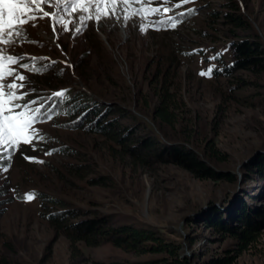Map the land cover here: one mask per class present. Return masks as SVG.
<instances>
[{
  "label": "rangeland",
  "instance_id": "374dc122",
  "mask_svg": "<svg viewBox=\"0 0 264 264\" xmlns=\"http://www.w3.org/2000/svg\"><path fill=\"white\" fill-rule=\"evenodd\" d=\"M227 2L191 0L179 8L174 7L179 0H170L167 5L118 4L115 11L120 19L113 15L99 24L89 20L75 37L71 22L75 18V25L80 26L78 17L85 13L70 8L64 14L69 30L60 27L59 39L54 38L51 17L37 19L35 27L31 21L24 25L28 40H17L5 55L25 56L20 63L30 67V57H48L35 62L42 66L53 60L56 63L42 74L19 64L6 65V82L16 74L27 78V88L19 91L30 94L17 102L47 98L67 89L69 102L97 100L112 107L108 118H114L116 126L114 134H101L89 130L85 122L74 125L61 111L35 125L48 141L36 143L35 151L32 144H22L12 156L9 170L0 169V264L145 263L159 256L135 255L110 242L87 245L70 241L46 218L47 213L63 208L77 210L72 220L109 216L114 224L161 229L182 242V250L194 264L235 247L233 238L211 230L197 215L200 207L207 209L211 202L221 203L228 194L240 190L246 182L245 165L264 148V72L199 75L211 67L209 57L225 53L230 40V24L223 16L229 9ZM239 4L264 41V0H239ZM28 7L25 16L42 15L31 11L36 5ZM40 7L55 11L54 5ZM89 7L94 13L96 5ZM140 7L159 8V13H141L134 17V23L123 22L126 10L130 14ZM164 7L173 11L165 13ZM190 8L195 13L188 15ZM178 12L186 15L176 29L157 31L147 25L142 33L137 26ZM10 32L14 27L5 25V40ZM193 50H197L195 54ZM11 68L16 72L7 77ZM61 69L63 75H57ZM162 97L169 122L160 121L153 112ZM151 137L188 145L218 169L238 176V183L200 179L168 162L164 155L147 153L143 141ZM209 144L223 160L210 156ZM52 149L59 151L45 155ZM3 154L7 156L6 151ZM29 192L40 195L31 201L20 198ZM256 203L264 206V199ZM191 217L197 222L189 224ZM232 264H264V227Z\"/></svg>",
  "mask_w": 264,
  "mask_h": 264
},
{
  "label": "trees",
  "instance_id": "16d2710c",
  "mask_svg": "<svg viewBox=\"0 0 264 264\" xmlns=\"http://www.w3.org/2000/svg\"><path fill=\"white\" fill-rule=\"evenodd\" d=\"M227 6L229 9L223 11V16L225 22L230 24V40L225 47V53L222 54L219 51L218 53L221 55L212 61L211 66H215L213 71L222 75H230L238 70L251 73L264 72V41L262 36L255 31L252 23L241 11L239 0H229ZM215 55L213 54V56ZM223 55L230 59H224ZM35 64L38 67L42 66L40 63ZM58 100L57 97L53 99V101ZM53 101H50L45 107H52ZM69 101L70 99L59 104L57 111L64 113L66 109L68 112L66 116L72 119L74 125L79 126L85 122V126L91 131H97L101 134H114L112 132L116 123L113 122L114 118H108L113 112L112 107L97 100ZM153 112L160 121H170L167 119V104L163 97L160 99V103L154 107ZM137 125L139 124H136L135 128H138ZM150 139L143 141L145 142L144 150L147 153L157 157L164 155L165 160L183 168L192 176L200 179H225L238 183V176L218 169L188 145L165 141L158 137H151ZM208 153L218 160H223V157L219 156L211 144L208 145ZM7 162L5 160V164ZM244 169L246 182L243 183L240 190L235 191L234 194H228L221 203L211 202L207 209L200 207L197 211V215L201 217V223H205L211 230L222 236L233 238L235 245L234 248L210 255L203 259L200 264H232L238 254L256 240L260 230L264 227V206H258L256 203L264 199V148L254 156L252 162L245 165ZM76 211L74 208H63L47 213L46 218L60 229L70 241L79 240L87 245L110 242L112 245L135 255L145 253L159 255L146 260V264H194L192 258L182 250V242L175 237L166 235L161 229L128 223L114 224L109 216L72 220L76 216ZM196 222L194 217L189 220V224ZM171 234L174 235L175 233L172 232ZM145 263L121 260H95L92 262V264Z\"/></svg>",
  "mask_w": 264,
  "mask_h": 264
},
{
  "label": "snow or ice",
  "instance_id": "6c2138e0",
  "mask_svg": "<svg viewBox=\"0 0 264 264\" xmlns=\"http://www.w3.org/2000/svg\"><path fill=\"white\" fill-rule=\"evenodd\" d=\"M191 0H179L174 7L179 8L181 5L190 3ZM170 0H0V45H7V47H0V169L7 172L11 167V158L16 151L19 150L22 144H32L33 150H36L35 144L40 142H47L48 138L41 133V130L35 127L38 123L47 122L53 119L54 115H58L57 111L59 104L64 103L68 97L66 93L67 89L56 91L52 93V96L47 98L38 97L36 99L27 101L25 103H18L17 101L24 100L30 93L28 91L20 92V89L27 88V78L23 74H16L15 68H11L7 71V77H13L11 82H6L5 70L6 65L19 64L20 68L29 69L30 71L42 74L47 72L52 68L56 61H51L50 63H45L43 66H36V61L49 60L48 57H30L33 62L31 68L28 63H20L25 59V56H16L12 54L5 55L9 52L12 46L17 43V40H28V35L24 25L29 21L33 22L32 26H37L35 21L37 19H44L45 17L52 18V32L55 39H59L60 27H63L64 31H68L69 28L64 24L65 13L69 12V9L73 12L80 11L85 13V15H79L78 20L80 21V26L75 25V18L71 22L73 25V37L77 34H81L84 28L87 26V21L94 19L98 24L105 18H110L115 15L117 19H120V15L116 13L115 6L118 4L124 5H154L162 4L167 5ZM36 5L37 7L31 11L42 12L41 16L27 15L30 11L28 6ZM41 5L55 6V11H46ZM60 5H63L61 8ZM90 5H96L95 12L93 13L90 9ZM79 6V7H77ZM103 6V7H102ZM109 6H112L111 11L108 10ZM163 11L169 13L173 11L172 7H164ZM5 13H7V19H5ZM141 13L147 14H158L159 8L155 7H140L132 9L129 14L127 10L123 15V22H135L134 17L140 16ZM195 13V9H188L187 14L191 15ZM186 15L185 12H178L175 15H170L166 19H153L146 20V23H139L137 26L139 30L143 33L147 30V25H153L154 30H161L162 28L176 29L178 25L182 23V18ZM142 19L144 17H141ZM7 25L10 29L14 27V32H10V38L8 40L4 39V28ZM38 43V42H37ZM42 46V45H41ZM57 47H60L57 44ZM197 50H193L192 54H195ZM188 55V53H186ZM220 53L215 56L209 57L210 61H215ZM63 63L67 64V61ZM71 67L70 64L67 65ZM214 65L209 67L207 72L201 71L199 75L202 77L205 75H212ZM57 75H63V69ZM19 81V83H17ZM34 91V90H33ZM53 97L60 98L58 101H53ZM43 101V102H41ZM50 101H53L52 107L46 108L45 105ZM7 105V107H6ZM33 105H36L33 107ZM19 109V111H17ZM7 112V114H6ZM64 114L67 115L68 112L65 109ZM5 145L7 148H5ZM7 152V156L3 153ZM59 151V149H52L45 153V155H51L54 152ZM35 161L37 163H44L42 160H36L35 157H25ZM5 160L9 161L5 164ZM40 194L36 192H29L25 197H20L21 199H26L31 201L33 198L38 197Z\"/></svg>",
  "mask_w": 264,
  "mask_h": 264
}]
</instances>
